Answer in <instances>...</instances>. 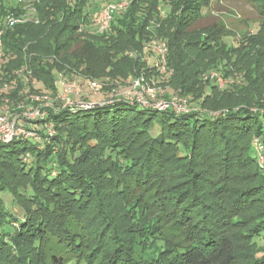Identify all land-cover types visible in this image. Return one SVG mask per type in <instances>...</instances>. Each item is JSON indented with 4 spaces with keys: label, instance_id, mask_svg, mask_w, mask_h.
I'll list each match as a JSON object with an SVG mask.
<instances>
[{
    "label": "trees",
    "instance_id": "obj_1",
    "mask_svg": "<svg viewBox=\"0 0 264 264\" xmlns=\"http://www.w3.org/2000/svg\"><path fill=\"white\" fill-rule=\"evenodd\" d=\"M113 1L118 0L104 4ZM161 1L149 6L130 0L115 13L110 30L99 34L93 20L100 9L92 12L89 0H34L39 23L5 29L6 52L16 55L10 66L28 64L33 78L57 93L59 83L52 80L58 65L49 57H57L76 34L89 32L104 48V60L86 70L99 75L123 60L130 75L150 73L151 64L141 61L140 68L138 58L147 16L158 17ZM213 1H168L164 10L172 71L167 83L191 96L196 110L160 111L123 99L87 110L48 107L43 123L37 120L44 125L38 126L43 143H0V264H45L43 245L50 237L77 255L76 264L100 254L102 264H264V170L253 140L264 141V93L249 89L264 73V58L255 52L264 29L233 46L224 43L220 28L206 31L211 24L194 32ZM23 7L21 0H0V28L10 12L21 14ZM125 48L142 52L116 59ZM213 54L233 60L244 83L232 80L221 88L206 79L213 71L229 76ZM157 123L160 131L153 135ZM132 186L139 194L134 200L128 196ZM146 192L155 195L148 205L140 198ZM123 201L127 224L116 206ZM70 220L89 232L86 239L70 228ZM161 225L180 232L183 244L170 250L156 233ZM123 226L130 237L122 236ZM52 260L65 264L60 256Z\"/></svg>",
    "mask_w": 264,
    "mask_h": 264
},
{
    "label": "rangeland",
    "instance_id": "obj_2",
    "mask_svg": "<svg viewBox=\"0 0 264 264\" xmlns=\"http://www.w3.org/2000/svg\"><path fill=\"white\" fill-rule=\"evenodd\" d=\"M23 1L24 5L28 6L29 8L31 6H35L34 0ZM145 1L149 4V6H152L156 0ZM168 1H171V3L174 2V0H162L161 3H158L159 7L157 11L160 13L157 14V18H154L153 14L147 16L148 22L144 30L145 42L148 40L159 38L165 39L164 32L165 30H167L168 26L166 22L167 14L164 10L167 9ZM176 1L177 0H175V2ZM104 3V0H89L90 7H93L92 12L96 10L97 6H99V10L100 5ZM174 12L178 15L181 13V8H179V5L174 8ZM202 16L203 17L196 22L194 32H199V28L201 26L211 24L209 28L205 29L206 31L220 28V34L224 35L222 37L224 43L228 45L230 44L231 46L238 45L239 43L241 44V41L245 40L247 37L253 36L254 33H258L261 29V26H263L262 28L264 29V0H214L211 6L205 9ZM212 24L216 25L212 26ZM261 33L263 34L262 39L259 41L261 43V46L257 45L255 47V52H257V54L261 53L263 59L264 30ZM65 38L66 36L64 37V39ZM64 39L62 38V40ZM97 42L98 39L92 33H83V35L76 34L68 44L63 46L57 57L54 58L52 56L49 58L51 60L54 59V62L58 65V69L55 70V79L52 80L53 84L55 80L59 81V78H61L62 76L67 77V79L69 80L75 79L83 88L80 96L76 98L77 100L94 102L95 104H103L113 101L117 98L115 97L113 92L119 88V84H123L122 82L125 79L129 78L132 71L130 72L129 70L130 64L127 65V63L123 60H121L119 64L113 62L116 64V66H112V71L108 72V69L107 71L99 75H94V73L86 70L85 66H87V64L91 66L93 71V69H96L97 66L100 67L104 60V48H99ZM141 52L142 51L138 50L137 48H125L122 49L120 53L116 54V59L120 57H136L135 54H140ZM154 54L155 53L151 50L144 52L142 54V57H140L141 59L138 58L140 60L139 67L142 65L141 61H144V58L149 56H151V58L148 59L149 64L154 63ZM214 56H217V54H213L211 59L216 60L215 64L217 63V60L220 61L218 63L219 65H217L219 69L223 71V73H226V67L230 69L228 70L229 76L228 78H226L227 80H237V83L239 85L244 83V77L242 78L241 75H239L240 73L238 72V66L233 63V60H229L228 62L222 61L219 58L213 59ZM85 61H87L88 63ZM226 64L228 65L226 66ZM91 77H95L97 80L104 83V88L99 93H93L88 88V81ZM163 81L165 83L163 84V90L169 95V97L174 96L176 93V87H174V85L172 84L167 83L169 82L167 77H164ZM48 83L49 85L51 84V82ZM58 85L59 91H61L62 86L60 83ZM36 88L38 91H44V94H48L49 92H51L50 86H46L42 81L39 80H37ZM256 88H258V90L260 89L261 95L264 93V73L261 74L257 81L255 80L253 82L252 87L249 89L255 90ZM261 101H264V98H262ZM253 109H257V106H254ZM261 120L264 121V117H262ZM151 130L153 135L158 134V132L160 131V124L157 123ZM133 191L134 188L132 186L128 196H133L134 200L139 196V194L137 195L136 192ZM140 198L143 200L142 203L144 205H148L155 198V195L153 192H146L142 196H140ZM8 199L10 200L9 197ZM123 204L124 201L116 206L120 208V211L122 213H124V216H122L121 219H123L124 223L127 224L129 213L125 210V207L122 206ZM14 211H16L18 215L21 214V209L19 206L14 205ZM69 226L71 229H73V231L77 232V234H80L84 239L88 237L89 232L80 228L79 225H77V223H75L74 221L70 220ZM122 228H125V230L120 229L122 230L121 234L123 237H130L132 235L131 231L126 230V226H123ZM155 230L156 233H160L161 237L169 242L170 250H172L171 248H177V246L183 244L182 234L175 228L170 227L169 225H161L160 227L158 226L157 228H155ZM105 251H107V249H105ZM43 255L45 256V264H53L52 259L54 256L62 257L65 264H76L74 260L75 257L77 258V255L74 256V254L71 253L66 245L60 243L58 239L53 237H50L44 243ZM97 257L98 258L92 259V262L88 264H102L103 254H100Z\"/></svg>",
    "mask_w": 264,
    "mask_h": 264
},
{
    "label": "built area",
    "instance_id": "obj_3",
    "mask_svg": "<svg viewBox=\"0 0 264 264\" xmlns=\"http://www.w3.org/2000/svg\"><path fill=\"white\" fill-rule=\"evenodd\" d=\"M129 4L130 0H118L102 5L93 20L96 32L99 34L108 32L115 13L125 9ZM23 8L24 12L21 14L10 12L0 28V143L24 139H34L36 142L43 143L44 138L40 134L38 126L42 129L44 125H39L38 121L43 123L48 107L56 110L65 107L74 111L78 109L87 110L97 105L110 104L123 99L142 107L160 111L173 110L176 113H185L197 109L192 105L191 96L184 97L175 93L174 96L169 97L163 90V78H169L172 71L169 70L167 61L168 44L165 39L161 38L148 40L143 44L144 52L151 50L155 53V60L151 66L148 62L151 56L144 58L151 68L150 73L146 74L145 71H142V73L130 75L113 92L117 97L113 101L95 104L94 102L77 100L76 98L80 96L83 88L75 79L69 80L64 76L57 81L61 84V91L63 92L44 94V91L33 90L36 88L37 79L33 78L31 68L28 64L19 68L11 67V62L16 58V55L6 52L3 40L7 28H13L19 23H39L35 6L29 8L24 5ZM205 78L217 83L221 88L232 81L227 80L217 71L207 74ZM88 88L93 93H99L104 88V83L91 77L88 81ZM215 114L217 115L218 112ZM49 133L53 135L56 131L50 127ZM253 140L258 164L264 170V141L259 136ZM30 159V153H26L24 161L29 163Z\"/></svg>",
    "mask_w": 264,
    "mask_h": 264
}]
</instances>
